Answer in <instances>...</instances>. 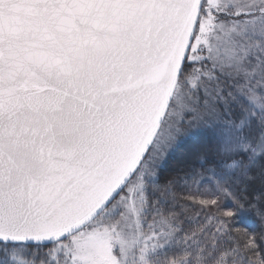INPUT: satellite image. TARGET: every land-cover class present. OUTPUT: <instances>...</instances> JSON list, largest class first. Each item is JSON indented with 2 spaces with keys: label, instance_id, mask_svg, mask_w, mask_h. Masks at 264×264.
I'll return each mask as SVG.
<instances>
[{
  "label": "snow or ice",
  "instance_id": "1",
  "mask_svg": "<svg viewBox=\"0 0 264 264\" xmlns=\"http://www.w3.org/2000/svg\"><path fill=\"white\" fill-rule=\"evenodd\" d=\"M0 264H264V0H0Z\"/></svg>",
  "mask_w": 264,
  "mask_h": 264
}]
</instances>
